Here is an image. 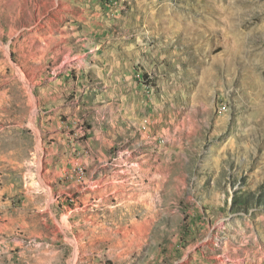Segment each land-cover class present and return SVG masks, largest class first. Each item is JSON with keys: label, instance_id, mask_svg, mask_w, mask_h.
Segmentation results:
<instances>
[{"label": "rangeland", "instance_id": "1", "mask_svg": "<svg viewBox=\"0 0 264 264\" xmlns=\"http://www.w3.org/2000/svg\"><path fill=\"white\" fill-rule=\"evenodd\" d=\"M0 264H264V0H0Z\"/></svg>", "mask_w": 264, "mask_h": 264}]
</instances>
